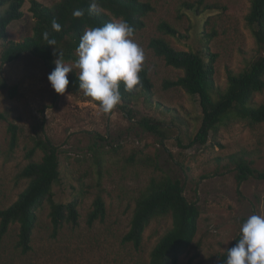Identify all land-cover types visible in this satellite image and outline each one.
<instances>
[{"label": "rangeland", "instance_id": "374dc122", "mask_svg": "<svg viewBox=\"0 0 264 264\" xmlns=\"http://www.w3.org/2000/svg\"><path fill=\"white\" fill-rule=\"evenodd\" d=\"M39 1L52 5L57 0ZM145 1L155 11L132 38L144 52L142 66L149 69L154 84L153 103L141 96L129 108L119 105L106 114L83 90L56 93L47 78L51 64L31 52L7 63L0 60V111L5 115L0 118V209L15 202L27 187L28 180L17 174L38 142L55 146L59 153L61 176L54 186L57 201L73 199L79 181L88 189L79 224L64 226L56 237L52 235L50 205L44 202L37 211L33 248L26 254L16 248L19 224L12 225L0 240V264H149L151 251L171 226V218L153 220L140 249L124 243L123 237L129 230L135 198L154 175L180 179L189 201L201 210L195 240L179 264H217L243 222L254 214L264 216V178L249 174L240 181V171L229 158L244 155L253 162V169L264 172V122L253 125L235 120L211 133L206 144L191 145L202 119L199 97L180 87L167 88L165 81L177 79L183 70L168 65L149 47L151 38L164 35L177 49L195 50L204 28L210 35L209 49L217 54L216 82L225 87L228 70L240 72L263 53L245 20L251 0H203L212 8L201 17L186 5L199 0ZM29 6L30 0H26L24 16L10 25V39L32 35L34 19ZM162 21L171 23L183 36L163 34L159 30ZM3 48L0 40V56ZM64 62L76 69L75 62ZM255 101L264 103V91ZM144 118L162 121V132L144 130ZM10 123L19 127L13 152L9 150ZM43 155L39 148L35 159ZM133 155L143 161L135 163ZM146 157L154 158L157 167L144 162ZM99 182L107 214L104 221L89 226L86 215Z\"/></svg>", "mask_w": 264, "mask_h": 264}, {"label": "trees", "instance_id": "16d2710c", "mask_svg": "<svg viewBox=\"0 0 264 264\" xmlns=\"http://www.w3.org/2000/svg\"><path fill=\"white\" fill-rule=\"evenodd\" d=\"M25 2L26 0H0V40L4 44L0 60L2 63H7L18 59L24 52H31L49 62L52 70L55 68L53 62L56 58L53 55L55 47L63 52L64 61L75 62L78 58L76 48L80 38L89 28L123 19L133 27V34H135L146 27L147 17L155 11V6L145 0H95L97 4L95 12L89 11L93 0H57L52 5L39 0H30L29 11L34 19L32 35L23 40L10 39L9 27L14 21L24 16ZM186 5L200 17L205 15L207 9L212 8L210 4H204L203 0ZM77 9L83 11L81 17L73 15ZM53 20L61 25L60 31L52 28ZM245 20L252 29L263 53L240 72L228 70L225 87H221L216 82L217 54L210 51L208 46L210 35L205 32L204 28L200 31V46L195 50L177 49L164 35L155 36L149 42V47L156 55L163 57L168 65L183 70V75L177 79L166 80L165 86L167 88L180 87L188 94L199 97L202 119L196 135L191 139V145L206 144L211 133L218 132L221 126L235 120L248 121L253 125L264 122V103L255 101V96L264 91V0H251ZM205 23L206 18L202 27ZM159 30L165 35L183 36L175 26L167 21L160 23ZM46 32L50 39H55V46L46 45L47 41L44 39ZM78 74L79 71L76 69H73V73H69L70 83L66 91L71 94H76L81 90L78 86L79 81L76 79ZM139 76L140 83L131 91H126L121 82V100L114 109L119 105L129 108L127 106L133 105L141 96L153 103L154 84L149 69L142 66ZM0 118H5L1 111ZM141 126L146 131L159 134L162 132L163 122L153 118H144L141 120ZM8 130L10 133L9 150L13 152L18 145L19 127L15 123H10ZM39 148L44 151V155L41 159H35ZM27 158L29 162L17 174V178L28 180L27 187L15 202L0 209V240L8 234L12 225L19 224L16 248L24 254L33 248V232L38 219L37 211L44 202L47 201L50 205L52 235L56 237L64 226L79 224L80 206L88 193L85 184L79 181L80 189L73 199L67 202L55 199L54 186L61 176V161L55 146L38 142L28 152ZM229 158L240 171L238 173L240 181L249 174L264 178V172L253 169L251 167L253 162L248 161L244 155L232 154ZM131 160L135 163L143 161L142 158H135V155L131 157ZM144 162L157 167V162L152 157H146ZM100 183H98L99 191L86 215V222L89 226L96 221H104L107 214L104 189L101 188ZM200 216L199 206L189 201L185 195L184 184L180 179L167 175H154L135 198L129 230L124 235L123 242L140 249L150 223L158 218L170 217L172 224L152 249L149 264H179L181 256L195 240ZM239 234L221 254L217 264H224L227 250L237 243Z\"/></svg>", "mask_w": 264, "mask_h": 264}, {"label": "clouds", "instance_id": "9594fccd", "mask_svg": "<svg viewBox=\"0 0 264 264\" xmlns=\"http://www.w3.org/2000/svg\"><path fill=\"white\" fill-rule=\"evenodd\" d=\"M95 0L89 11L95 12ZM81 17L83 11L73 12ZM52 28L60 31L61 25L52 21ZM134 29L126 20L120 19L86 30L76 48L75 68L79 89L86 97L99 102L103 113H110L121 100L120 84L126 91L140 83L139 73L144 61L143 49L132 38ZM46 45H56L55 39L44 34ZM55 68L49 73L48 81L56 93L63 94L69 86V73L73 67L63 60V52L53 49ZM237 243L229 248L224 264H264V216L251 215L241 225Z\"/></svg>", "mask_w": 264, "mask_h": 264}]
</instances>
